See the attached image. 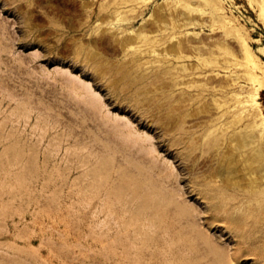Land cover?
Instances as JSON below:
<instances>
[{
  "label": "rangeland",
  "instance_id": "rangeland-1",
  "mask_svg": "<svg viewBox=\"0 0 264 264\" xmlns=\"http://www.w3.org/2000/svg\"><path fill=\"white\" fill-rule=\"evenodd\" d=\"M89 6L0 0V264H264V193Z\"/></svg>",
  "mask_w": 264,
  "mask_h": 264
},
{
  "label": "bare ground",
  "instance_id": "bare-ground-1",
  "mask_svg": "<svg viewBox=\"0 0 264 264\" xmlns=\"http://www.w3.org/2000/svg\"><path fill=\"white\" fill-rule=\"evenodd\" d=\"M89 1L85 13L99 4L96 30L113 41L121 62L135 64L157 95L182 103L190 128L210 129L211 155L198 164L225 156L264 193V0ZM249 205L264 211L256 196Z\"/></svg>",
  "mask_w": 264,
  "mask_h": 264
}]
</instances>
